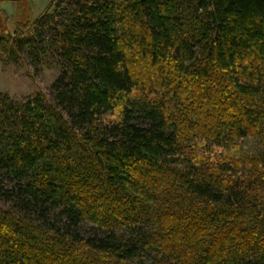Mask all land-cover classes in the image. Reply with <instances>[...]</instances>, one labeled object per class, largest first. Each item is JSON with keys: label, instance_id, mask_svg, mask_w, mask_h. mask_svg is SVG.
<instances>
[{"label": "trees", "instance_id": "trees-1", "mask_svg": "<svg viewBox=\"0 0 264 264\" xmlns=\"http://www.w3.org/2000/svg\"><path fill=\"white\" fill-rule=\"evenodd\" d=\"M50 2L0 35L58 71L0 92V264H264V0Z\"/></svg>", "mask_w": 264, "mask_h": 264}, {"label": "rangeland", "instance_id": "rangeland-1", "mask_svg": "<svg viewBox=\"0 0 264 264\" xmlns=\"http://www.w3.org/2000/svg\"><path fill=\"white\" fill-rule=\"evenodd\" d=\"M50 1L52 0H0V35L12 34L19 16L24 21L33 20L49 10ZM57 75V68L53 65H44L35 70L24 56L14 63L0 53V92L15 100L38 91L48 94ZM252 147V143L243 140L225 148V156L231 160H251L254 157Z\"/></svg>", "mask_w": 264, "mask_h": 264}, {"label": "water", "instance_id": "water-1", "mask_svg": "<svg viewBox=\"0 0 264 264\" xmlns=\"http://www.w3.org/2000/svg\"><path fill=\"white\" fill-rule=\"evenodd\" d=\"M6 1L18 2V1H22V0H6Z\"/></svg>", "mask_w": 264, "mask_h": 264}]
</instances>
